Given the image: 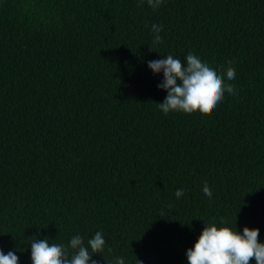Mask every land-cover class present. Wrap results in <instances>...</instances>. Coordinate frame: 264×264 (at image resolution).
Here are the masks:
<instances>
[{
	"label": "trees",
	"instance_id": "1",
	"mask_svg": "<svg viewBox=\"0 0 264 264\" xmlns=\"http://www.w3.org/2000/svg\"><path fill=\"white\" fill-rule=\"evenodd\" d=\"M189 52L236 94L164 114L148 62ZM206 223L264 243V0H0V250L99 231L97 264H188Z\"/></svg>",
	"mask_w": 264,
	"mask_h": 264
},
{
	"label": "clouds",
	"instance_id": "2",
	"mask_svg": "<svg viewBox=\"0 0 264 264\" xmlns=\"http://www.w3.org/2000/svg\"><path fill=\"white\" fill-rule=\"evenodd\" d=\"M144 0H141L143 4ZM163 0H147V4L153 9H158ZM163 27L152 24L154 42L162 43L160 33ZM151 50H154L151 47ZM186 64L179 58L169 54L164 59L148 62L149 69L154 74L163 72V81L158 88L167 92L162 103H157L159 109L168 114L171 111L192 114L200 112L210 115L224 98L225 91L230 95L236 94L232 84L224 83L223 77L216 70L203 62L198 56L189 52L185 57ZM228 61L226 77L229 81L236 78V72ZM205 196L212 198V190L205 182L203 186ZM184 195V189H178L177 198ZM221 224L227 221L221 219ZM259 229L245 226L243 233L230 227H217L215 223H206L200 236L192 248L187 249L188 264H250L255 258L256 264H264V243L258 241ZM32 264H97L92 259L94 254H102L106 241L102 232H96L94 237L88 239L87 246L84 238L77 234L71 237L67 246L64 244H49V239H32L31 241ZM109 252L111 249H108ZM138 260V259H137ZM19 257L14 251L7 254L0 250V264H18ZM114 264H125L122 257H116ZM138 264H142L138 260Z\"/></svg>",
	"mask_w": 264,
	"mask_h": 264
}]
</instances>
